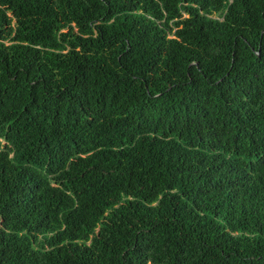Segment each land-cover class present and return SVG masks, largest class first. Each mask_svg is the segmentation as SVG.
I'll list each match as a JSON object with an SVG mask.
<instances>
[{
  "label": "trees",
  "instance_id": "trees-1",
  "mask_svg": "<svg viewBox=\"0 0 264 264\" xmlns=\"http://www.w3.org/2000/svg\"><path fill=\"white\" fill-rule=\"evenodd\" d=\"M0 264H264V0H0Z\"/></svg>",
  "mask_w": 264,
  "mask_h": 264
}]
</instances>
